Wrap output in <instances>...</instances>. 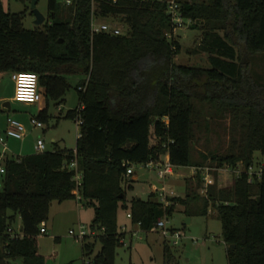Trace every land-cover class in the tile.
<instances>
[{
	"label": "trees",
	"instance_id": "1",
	"mask_svg": "<svg viewBox=\"0 0 264 264\" xmlns=\"http://www.w3.org/2000/svg\"><path fill=\"white\" fill-rule=\"evenodd\" d=\"M96 1L100 18L124 20V34L92 31L93 0H72L64 7L49 0L51 18L35 28L25 27V11H6L0 0V71L37 73L43 95L57 104L73 87L69 77L84 76L74 86L79 106L64 116L82 119L76 148L55 145L4 161L0 264H18V259L47 264L39 251L40 226L52 201L75 198L69 165L76 157L84 173L83 201L95 208L91 228L101 242L92 264H116L117 248L126 236L118 224L120 207L130 212L133 225L151 231L174 212L176 203L185 205L188 214L208 215L215 207L229 264H264V160L262 177L253 183L243 173L230 185L220 187L212 177L204 187L198 172L206 194L189 190L184 198L169 197L168 206L156 192L127 202L124 187L129 165L160 159L167 151L163 144H168L175 166L198 169L208 159L216 167L250 166L256 152L264 155V79L251 73L237 49L264 52V0L178 1L183 17L202 31L199 50L208 54L209 67L176 62L181 44L173 36L167 0ZM47 109L39 113L43 120ZM217 117L228 119L226 151L194 160L198 133L209 130ZM200 199L202 205H192ZM18 217L20 228L13 232ZM88 238L82 245L86 256L96 244ZM169 251L166 244L164 264H172Z\"/></svg>",
	"mask_w": 264,
	"mask_h": 264
},
{
	"label": "rangeland",
	"instance_id": "2",
	"mask_svg": "<svg viewBox=\"0 0 264 264\" xmlns=\"http://www.w3.org/2000/svg\"><path fill=\"white\" fill-rule=\"evenodd\" d=\"M168 2L171 0H167ZM176 2L180 0H175ZM184 1V0H182ZM190 2L194 0H188ZM204 1V0H196ZM209 1V0H206ZM32 0H1L6 11L18 13L26 12L24 25L26 28H35V16L31 11ZM58 6H65L66 0H57ZM37 8L50 20L49 0H38ZM112 24H125L121 17L102 18ZM193 21L185 19L182 27L175 29L173 36L181 44V51L176 56L177 63L209 67L208 54L199 50L202 38L200 27L193 28ZM241 61L248 63L249 70L258 78L264 79V52L248 54L243 46H237ZM84 78L82 75H71L69 80L73 87L66 95V100L57 104L54 100H47L40 93L39 100L34 104L14 101L15 107H24L27 110L29 124L27 127L32 129L28 138L31 144L37 142L38 138L45 141L46 150H51L55 146L54 138L64 149H75L80 132V125L77 119L65 118L68 110L79 106V96L74 88L76 83ZM14 89V82L8 77L0 79V90ZM41 90V89H40ZM48 105V106H47ZM3 107V101L0 102ZM47 107L48 119L43 120L39 117L40 109ZM43 122V127H35L31 118L32 115ZM228 119L217 117L213 120L209 130L198 133L199 140L192 146V158L197 161L203 160V154L210 151L223 153L229 144L230 136L227 132ZM155 138L152 143H155ZM264 160L261 152L255 153V166H259ZM210 159L206 161L201 169L191 166H176L175 173L162 179L158 176L155 169L146 167L143 163H133L135 173L128 177L124 182L127 191V202L133 197L148 199L151 192L155 189L169 191L168 197H186L189 190H196L202 196L206 194V180L204 187L199 186L196 175L201 172L206 175L207 169L211 177H217L218 185H230L236 176L227 166L216 167ZM2 176L0 175V190L2 189ZM132 185V188L129 186ZM155 188V189H153ZM156 191V196L158 195ZM159 198V197H158ZM200 199L192 205H202ZM174 212L166 218L168 235L162 233V229L144 231L138 224L131 223L129 211L120 207L118 210V224L120 229H125L124 243L117 248L116 264H164L166 260L165 245L170 246L168 260L172 264H229L227 256V243L222 234V222L216 214V209L211 205L208 215L186 211V206L176 203ZM95 217V208L87 205L84 201L76 198L67 199L62 202L54 200L50 205L47 223V232L39 236V251L46 257L47 264H92L94 256L101 249V242L98 241V232L90 234L88 240L96 241L94 251L86 256L83 251V240L70 233L71 229L78 231L79 225H86L89 233L91 224ZM190 217V223H185V218ZM21 219L17 218L14 223L16 232L20 228ZM125 227V228H124ZM181 233L178 244H174L176 236L172 232ZM3 242L0 238V254ZM18 264H24L22 259L17 260Z\"/></svg>",
	"mask_w": 264,
	"mask_h": 264
},
{
	"label": "built area",
	"instance_id": "3",
	"mask_svg": "<svg viewBox=\"0 0 264 264\" xmlns=\"http://www.w3.org/2000/svg\"><path fill=\"white\" fill-rule=\"evenodd\" d=\"M116 1V0H113ZM72 0H66V4H71ZM168 10L169 13L172 16V19L175 23V29L182 27L185 23V18L183 17L181 11H180V4L176 2L175 0H171L168 2ZM98 2L96 0H93L92 2V14H91V28L93 32H106L113 35H121L125 33L126 25L125 24H112L109 22H106L104 20H101L97 15L98 10ZM11 78L15 83V95L14 99L17 102H23L27 104H34L36 103L40 98V84H39V75L32 71H13L11 73ZM82 109V106L79 107V110ZM31 122L35 127H43L44 124L42 121H40L37 117H32ZM77 123L81 125L82 119L80 117L77 118ZM27 134V127L26 125L20 121L17 118L9 117L8 118V126L6 129V135L9 137H13L16 139H24V137ZM81 136V133L79 132V136ZM0 141L3 143L5 149H7V143L4 136L0 135ZM173 142V141H172ZM164 147H167V151L161 156L158 160H150L146 163H143L146 167H151L155 169L158 173V176L162 179H166L168 176H172L175 173L176 166L171 162L170 158V152H169V146L168 144H163ZM37 150L39 152H43L46 150V144L43 139H39L36 146ZM76 152V150H75ZM76 155V154H75ZM133 164H130L126 173V178L131 177L135 172L133 169ZM69 168L74 171L73 180L75 183V187L73 190V193L75 195V198L83 201V195L81 193V188L83 185L84 180V173L79 167V163L77 160V157L71 162L69 165ZM235 173L236 176H241L243 173H247L248 175V181L250 183L255 182L257 179H260L263 174V163H260L259 166H255V164L246 166L243 162L238 163V165L233 168L230 166H227V169ZM0 173L4 175L6 173V169L4 164L0 166ZM211 175L209 173V168L207 169L206 175L204 176V179L206 180V185L208 184L209 180L211 179ZM157 190H155L156 192ZM158 199L164 204V206H168L171 204V201L169 200V191L166 189L164 190H158ZM129 216L131 217V214L129 213ZM125 228V227H124ZM162 229V233L167 236L168 235V228L166 227V218L163 217L159 219L153 228V230ZM126 229V228H125ZM125 229H123L125 231ZM172 231V230H171ZM40 232L46 233V223L43 222L40 226ZM173 232V231H172ZM71 234H74L76 237L81 238L82 240L86 237H89L90 234H95L96 231L91 229L90 233L86 227V225L81 224L79 225L78 231L71 229ZM174 235L176 236V240L174 241V244H178L179 238L182 237L181 233L178 232Z\"/></svg>",
	"mask_w": 264,
	"mask_h": 264
},
{
	"label": "crops",
	"instance_id": "4",
	"mask_svg": "<svg viewBox=\"0 0 264 264\" xmlns=\"http://www.w3.org/2000/svg\"><path fill=\"white\" fill-rule=\"evenodd\" d=\"M11 73L12 72H8V71H3V72L0 71V79L1 78L4 79L5 77H8L10 80H12ZM14 95H15V83H14V89L12 92H10L8 88L0 90V102L3 101V107H0V135L5 137L6 143H7V149H5L3 143L0 141V166L4 164V161L6 159H21L22 157L26 155L39 152L36 146H37L38 140L41 138H38L37 142L33 144L29 142L28 138L30 136L31 131H33L32 129H29L27 127L28 125H30L29 124L30 117L27 115L28 112L24 107L14 106L13 102L16 101L14 99ZM43 109L44 108L40 109V111ZM34 116L35 114L32 115V117ZM9 117L17 118L26 125L27 134L24 137V139H16V138L9 137L6 135V129L8 126ZM54 143L59 148H62L59 142L56 141L55 138H54ZM0 175L2 174L0 173ZM46 227H47V223H46Z\"/></svg>",
	"mask_w": 264,
	"mask_h": 264
},
{
	"label": "water",
	"instance_id": "5",
	"mask_svg": "<svg viewBox=\"0 0 264 264\" xmlns=\"http://www.w3.org/2000/svg\"><path fill=\"white\" fill-rule=\"evenodd\" d=\"M38 0H32L31 2V11L35 16L34 24L37 26H41L46 21V16L37 8ZM191 219L190 217L185 218V223H190Z\"/></svg>",
	"mask_w": 264,
	"mask_h": 264
}]
</instances>
